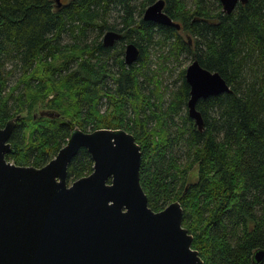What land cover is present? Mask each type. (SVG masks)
I'll return each instance as SVG.
<instances>
[{
	"label": "trees",
	"instance_id": "obj_1",
	"mask_svg": "<svg viewBox=\"0 0 264 264\" xmlns=\"http://www.w3.org/2000/svg\"><path fill=\"white\" fill-rule=\"evenodd\" d=\"M154 1L67 0L57 7L54 0H0V127L16 118L6 159L41 167L74 127L122 128L140 146L148 206L180 202L182 225L204 264H264L253 258L264 249V0L238 3L230 13L219 0H164L179 29L143 20ZM112 8L118 16L110 23ZM104 29L121 39L104 47ZM127 42L139 48L130 65ZM182 54L217 71L230 88L197 101L201 131L187 115L185 70L176 89L162 90L168 61ZM92 165L80 148L68 181Z\"/></svg>",
	"mask_w": 264,
	"mask_h": 264
},
{
	"label": "water",
	"instance_id": "obj_2",
	"mask_svg": "<svg viewBox=\"0 0 264 264\" xmlns=\"http://www.w3.org/2000/svg\"><path fill=\"white\" fill-rule=\"evenodd\" d=\"M54 1L57 7L62 4ZM219 1L224 13L247 2ZM164 5V0L149 4L143 20L179 29ZM120 38V32L106 30L102 45L112 47ZM138 57V47L125 44L124 63ZM184 79L189 87L187 115L201 131L197 101L230 88L197 59L186 66ZM15 124L11 118L0 127V264H204L192 248L193 235L182 225L180 202L157 211L148 206L139 183L140 146L131 133L74 127L55 156L35 167L6 159L14 152L9 138ZM80 148L90 154L92 170L69 182L67 168ZM253 258L261 262L264 249L255 250Z\"/></svg>",
	"mask_w": 264,
	"mask_h": 264
},
{
	"label": "rangeland",
	"instance_id": "obj_3",
	"mask_svg": "<svg viewBox=\"0 0 264 264\" xmlns=\"http://www.w3.org/2000/svg\"><path fill=\"white\" fill-rule=\"evenodd\" d=\"M138 10H139V8L137 7L135 9V13ZM142 14H143V12H142ZM117 16H118V12L114 8H112L108 12L107 20L110 21V23L114 22ZM105 30L106 29H104V31ZM156 48H157V46L154 45L153 49L156 50ZM153 53H155V55L154 54L152 55L151 66L154 67L152 69H157L158 66L160 65V61L158 60V52L153 51ZM191 60H192L191 56H188L186 54H182L179 57L178 61L172 60V59L168 61L167 66L169 69H167V72L163 71L162 77H161L162 78V85H163L162 90L164 92H165V90L176 89L179 86V84L181 82L180 72L182 69L185 70L186 66L191 62ZM167 93H170V92L166 91V94ZM167 103H168V101H165L164 105L166 106ZM184 108H185V106H184ZM38 109H40V107L36 108V111H38Z\"/></svg>",
	"mask_w": 264,
	"mask_h": 264
},
{
	"label": "flooded vegetation",
	"instance_id": "obj_4",
	"mask_svg": "<svg viewBox=\"0 0 264 264\" xmlns=\"http://www.w3.org/2000/svg\"><path fill=\"white\" fill-rule=\"evenodd\" d=\"M66 1H67V0H62V4L65 5ZM105 31H106V30H105ZM105 31H104V33H105ZM118 32H119V31H118ZM104 33H103V34H104ZM120 33H121V32H120ZM103 34H102V36H103ZM102 36H101V41H102ZM121 37H122V34H121ZM120 39H121V38H120ZM120 39H119V40H120ZM119 40H118V41H119ZM118 41H116V42H118ZM116 42H115V43H116ZM127 43H128V42H127ZM127 43H125V44H127ZM125 44H124V46H125ZM138 49H139V48H138ZM123 50H124V49H123Z\"/></svg>",
	"mask_w": 264,
	"mask_h": 264
}]
</instances>
